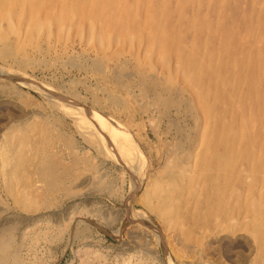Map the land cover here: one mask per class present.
<instances>
[{"label": "rangeland", "instance_id": "obj_1", "mask_svg": "<svg viewBox=\"0 0 264 264\" xmlns=\"http://www.w3.org/2000/svg\"><path fill=\"white\" fill-rule=\"evenodd\" d=\"M0 224L18 264H264V0H0Z\"/></svg>", "mask_w": 264, "mask_h": 264}, {"label": "bare ground", "instance_id": "obj_2", "mask_svg": "<svg viewBox=\"0 0 264 264\" xmlns=\"http://www.w3.org/2000/svg\"><path fill=\"white\" fill-rule=\"evenodd\" d=\"M156 7V6H155ZM40 30V29H39ZM49 32V31H47ZM90 32V31H89ZM81 35V34H80ZM89 35V33H88ZM47 36V35H45ZM80 37V36H79ZM89 39V37H88ZM98 39V38H97ZM162 58V57H161ZM162 64V63H161ZM120 65V64H119ZM12 70V69H11ZM240 110V109H239ZM201 139V138H200ZM101 149V148H100ZM110 158V157H109ZM150 177V176H149ZM152 177V176H151ZM91 192V191H90ZM35 203V202H34ZM75 210V209H74ZM37 218V217H36ZM35 219V217H34ZM40 219V217H39ZM24 220V219H23ZM33 220V219H32ZM36 221V220H35ZM39 222V221H38ZM7 223V222H5ZM16 224V223H15ZM1 225V224H0ZM14 226V225H13ZM33 227V226H32ZM10 228V227H7ZM25 230V229H24ZM6 232H10L9 230ZM76 233V232H75ZM118 233V232H117ZM11 234V233H10ZM69 234V233H68ZM23 235V233H22ZM130 235V234H129ZM150 235V234H149ZM9 234L0 235V264H18V252H14L11 247L13 246V240L10 238ZM24 237V236H23ZM22 237V238H23ZM176 238V237H174ZM68 239V238H67ZM22 242V241H21ZM17 245V244H15ZM19 247V246H17ZM21 247V246H20ZM125 248V247H124ZM17 251V250H16ZM140 253V252H139ZM137 254V253H136ZM71 264V263H70ZM192 264V263H191ZM204 264V262H203Z\"/></svg>", "mask_w": 264, "mask_h": 264}]
</instances>
